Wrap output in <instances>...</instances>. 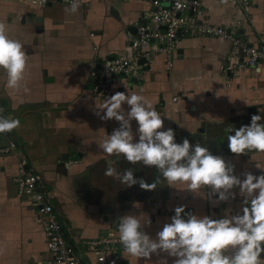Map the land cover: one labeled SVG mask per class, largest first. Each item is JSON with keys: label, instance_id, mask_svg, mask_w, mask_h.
<instances>
[{"label": "crops", "instance_id": "1", "mask_svg": "<svg viewBox=\"0 0 264 264\" xmlns=\"http://www.w3.org/2000/svg\"><path fill=\"white\" fill-rule=\"evenodd\" d=\"M202 1L212 24L225 27L242 18L238 35L243 40L254 43L264 36V0H250L248 13L231 0ZM68 6L53 2L38 8L20 0H0V22L8 25L10 37L20 41L28 55L19 89L5 87L7 75L0 69L1 110L21 125L8 138L0 134V264H47L50 259L36 213L18 196L13 181L21 158L41 176L67 242L80 254L86 241L108 234L119 237V218L126 214L141 217L144 231L155 238L177 206L214 219L242 213L239 189L235 200L214 205L211 199L217 197L211 198L207 187L194 197L185 184L170 187L154 166L109 157L98 143L119 123L102 120L97 112L104 114L99 107L117 91L143 95L164 119V130L175 131L177 143L185 138L193 145L199 142L235 165L242 179L246 171L258 176L264 174V153H231L226 129L239 128L244 120L250 124L253 114L264 116V66L228 76L224 68L231 39L191 36L180 42L170 66L153 45L151 61L139 79L117 77L111 93L97 94L93 73L107 57L130 54L129 41L153 6L139 0H81L75 14L65 13ZM123 107L128 110L126 104ZM132 126L135 134L138 125L133 121ZM10 139L17 151L2 154ZM109 160L119 172L132 169L137 179L158 181L157 188H129L105 176ZM120 254L122 264H172L174 259L154 254L145 261L125 250Z\"/></svg>", "mask_w": 264, "mask_h": 264}, {"label": "clouds", "instance_id": "2", "mask_svg": "<svg viewBox=\"0 0 264 264\" xmlns=\"http://www.w3.org/2000/svg\"><path fill=\"white\" fill-rule=\"evenodd\" d=\"M79 8L78 0H71L64 11L75 14ZM27 63L23 44L12 39L8 25L0 22V69L7 75L6 88L16 90L22 86ZM125 104L127 111L123 107ZM99 109L104 112L103 115L97 112L100 119H114L119 123L111 135L98 143L109 157H123L130 164L142 162L144 166H154L170 187L185 184V190L194 197L207 187L211 189V198L217 197L211 199L214 205L235 200V189H239V196L243 198L242 213L219 219L186 212V206H177L170 222L163 225L155 238L144 231L141 217L126 214L119 218V240L126 253L145 261L151 260L154 254H165L174 258L172 264H262L264 174L257 176L246 171L241 174L242 179L235 173V165L221 155L212 154L199 142L193 145L185 138L177 143L175 131L172 128L164 130V119L143 95L117 91L107 97ZM262 120L264 116L253 114L250 124L226 129L231 153L237 156L252 151L264 153ZM133 121L138 125L135 134ZM20 126L19 119L0 114V134L11 133ZM134 136H138V141L134 142ZM261 171L264 173V169ZM104 175L129 188L138 184L147 191L155 190L159 183L149 184L142 178L137 179L132 169L119 172L112 160L107 161Z\"/></svg>", "mask_w": 264, "mask_h": 264}, {"label": "built area", "instance_id": "3", "mask_svg": "<svg viewBox=\"0 0 264 264\" xmlns=\"http://www.w3.org/2000/svg\"><path fill=\"white\" fill-rule=\"evenodd\" d=\"M43 8L53 2L70 4L71 0H20ZM148 1L153 6L150 17L137 27L136 36L129 41L128 56H110L102 62L99 71L93 73L97 94L112 92L117 77L139 79L142 71L151 61L152 46L167 58L168 66L176 55L180 42L191 36H205L231 39V47L226 57L225 74L238 76L248 69L264 66V36L254 43H248L238 35L243 25L242 18H235L229 26H217L208 19V7L202 0H139ZM81 5V0H78ZM240 4L245 13L250 11V0H231ZM144 59L145 64H140ZM1 110V106H0ZM0 114L4 115L3 111ZM8 138L9 133L2 134ZM18 145L9 140L1 153L15 154ZM20 198L27 199L37 216L46 241L50 259L47 264H122L120 250H124L119 237L114 234L84 242V254H80L67 242L65 228L58 217L51 196L46 192L41 176L28 165L25 158L18 163L13 179Z\"/></svg>", "mask_w": 264, "mask_h": 264}, {"label": "water", "instance_id": "4", "mask_svg": "<svg viewBox=\"0 0 264 264\" xmlns=\"http://www.w3.org/2000/svg\"><path fill=\"white\" fill-rule=\"evenodd\" d=\"M140 64H145V60H144V59H141V60H140ZM249 121H250V120H249ZM247 124H249L248 120H244V121L241 122V126H242V125H247ZM152 220H153V219H152Z\"/></svg>", "mask_w": 264, "mask_h": 264}, {"label": "trees", "instance_id": "5", "mask_svg": "<svg viewBox=\"0 0 264 264\" xmlns=\"http://www.w3.org/2000/svg\"><path fill=\"white\" fill-rule=\"evenodd\" d=\"M264 254H262V256H263Z\"/></svg>", "mask_w": 264, "mask_h": 264}]
</instances>
